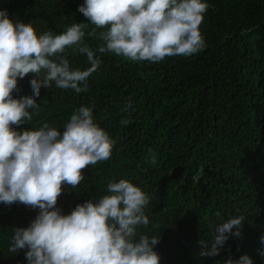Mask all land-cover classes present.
<instances>
[{"label":"trees","instance_id":"trees-1","mask_svg":"<svg viewBox=\"0 0 264 264\" xmlns=\"http://www.w3.org/2000/svg\"><path fill=\"white\" fill-rule=\"evenodd\" d=\"M84 0H0L13 21L33 23L38 34H60L88 23L83 43L101 60L88 91L41 88L39 115L17 131L47 122L63 132L73 112L93 108L94 121L116 141L107 161L89 165L76 189L63 186L57 207L67 215L107 193L110 180H130L150 196V223L139 231L160 237L161 264H224L249 255L264 264V0H206L200 31L205 47L160 62L131 61L88 33ZM97 33L102 29H97ZM65 55L73 69L90 67L75 47ZM34 74L18 80L15 98L33 95ZM131 101L132 106L125 111ZM131 121L122 125L121 121ZM152 149L156 163H150ZM39 210L0 203V264H28L26 250L8 252L12 229L28 227ZM220 212V217L216 216ZM246 217L241 236H230L216 257H198L208 225Z\"/></svg>","mask_w":264,"mask_h":264},{"label":"clouds","instance_id":"clouds-1","mask_svg":"<svg viewBox=\"0 0 264 264\" xmlns=\"http://www.w3.org/2000/svg\"><path fill=\"white\" fill-rule=\"evenodd\" d=\"M206 0H84L77 9L95 27L89 36L131 61L160 62L165 57L191 56L205 47L200 31ZM88 23H75L60 34H38L33 23L13 21L0 10V203L38 209L28 227L12 229L8 252L26 250L28 264H161L160 237L139 231L150 223V196L130 180H110L107 193L78 204L70 214L57 207L63 186L76 189L89 165L107 161L116 141L81 106L63 132L50 123L17 131L39 115L41 88L88 91V78L101 60L83 43ZM97 29H102L97 33ZM85 54L90 67L73 69L65 55ZM34 74L33 95L15 98L18 80ZM132 106L131 101L125 111ZM128 119L122 125L130 123ZM150 163H156L152 149ZM221 213L216 212L220 217ZM246 217L234 215L209 224L210 235L198 241V257H216L230 236H241ZM264 244V236L261 237ZM264 255V252L260 253ZM224 264H254L249 255L229 257Z\"/></svg>","mask_w":264,"mask_h":264}]
</instances>
